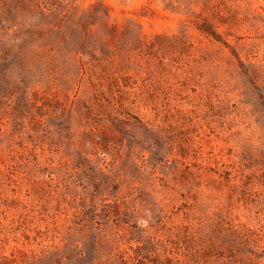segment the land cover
Here are the masks:
<instances>
[{
    "label": "rangeland",
    "instance_id": "obj_1",
    "mask_svg": "<svg viewBox=\"0 0 264 264\" xmlns=\"http://www.w3.org/2000/svg\"><path fill=\"white\" fill-rule=\"evenodd\" d=\"M0 264H264V0H0Z\"/></svg>",
    "mask_w": 264,
    "mask_h": 264
}]
</instances>
